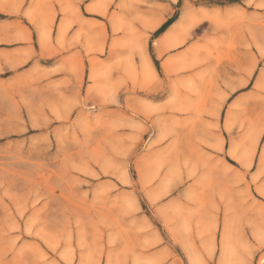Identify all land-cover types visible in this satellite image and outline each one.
Segmentation results:
<instances>
[{
    "label": "rangeland",
    "instance_id": "rangeland-1",
    "mask_svg": "<svg viewBox=\"0 0 264 264\" xmlns=\"http://www.w3.org/2000/svg\"><path fill=\"white\" fill-rule=\"evenodd\" d=\"M0 264H264V0H0Z\"/></svg>",
    "mask_w": 264,
    "mask_h": 264
}]
</instances>
